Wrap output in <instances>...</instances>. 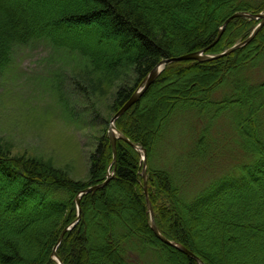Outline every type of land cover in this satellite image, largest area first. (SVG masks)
<instances>
[{"label": "trees", "instance_id": "obj_1", "mask_svg": "<svg viewBox=\"0 0 264 264\" xmlns=\"http://www.w3.org/2000/svg\"><path fill=\"white\" fill-rule=\"evenodd\" d=\"M237 12H264V0H0V71L14 47L39 40L78 54L94 79L131 67L136 83L117 86L116 113L160 61L203 50L218 55L245 41L258 20H231L213 44ZM259 67H264V25L228 55L167 64L115 122L145 150L149 166L178 108L220 113L246 107L235 127L252 160L237 175L217 178L186 200L171 174L149 166L146 184L156 228L174 245L151 229L141 153L124 140L116 141L113 164L108 139L98 138L86 182L73 181L41 159L8 156L0 143V264H58L52 253L76 219V196L102 183L108 168L114 175L107 183L80 197V218L56 249L62 264H264V137L257 122L264 81L253 84L245 74ZM172 80H190L193 87L162 96L159 89ZM226 87L227 94L212 99Z\"/></svg>", "mask_w": 264, "mask_h": 264}, {"label": "rangeland", "instance_id": "obj_2", "mask_svg": "<svg viewBox=\"0 0 264 264\" xmlns=\"http://www.w3.org/2000/svg\"><path fill=\"white\" fill-rule=\"evenodd\" d=\"M79 57L54 49L45 40L13 48L10 62L0 71V143L8 156L41 159L61 167L73 181L86 182L90 155L98 138L106 136L110 143L108 127L115 114L114 92L124 82L134 85L136 76L131 67L124 65L112 77L94 79ZM245 74L253 77V84L264 81V67ZM192 83L172 80L159 92L170 98L173 91L186 85L193 87ZM143 84L144 80L137 90ZM228 92V87L216 90L212 99L220 100ZM143 111L147 113L146 108ZM241 114L247 115L246 107H232L220 113L214 108L205 112L178 108L166 124L148 165L171 174L186 200L217 178L237 175L239 168L252 160L235 127L237 115ZM257 116L258 135L263 138L264 107ZM146 117L149 120L150 115L147 113ZM149 166L145 154L141 171L144 181ZM112 172L107 169V175Z\"/></svg>", "mask_w": 264, "mask_h": 264}, {"label": "water", "instance_id": "obj_3", "mask_svg": "<svg viewBox=\"0 0 264 264\" xmlns=\"http://www.w3.org/2000/svg\"><path fill=\"white\" fill-rule=\"evenodd\" d=\"M234 17H244V18H248V19L258 20L259 23L254 28V30L252 31L251 35L245 41H243L241 43H238V44L232 46L231 48H228L227 50L223 51L222 53H220V54H218L216 56H209V55L205 54V51L206 50H203V51H198V52L186 53V54H183V55L178 56V57H174V58L165 59V60L160 61L149 72V74L147 75V77L144 79L143 86L140 89L136 90L130 96V98L125 102V104L114 114V116L110 120L109 127H108V137H109V140H110V143H111V148H112L113 164H115V161H116V141H117L118 138L124 140L130 146H132L133 148H135L136 150L138 148L136 144L130 142V140L127 137H125L124 135H122L120 132H118L116 130L115 125H114L116 119H118L123 113H125L131 106H133L140 99V97L144 94V92L149 87V85L154 81V79L160 73L161 69L163 68V66L165 64H167L169 62H174V61H186V60H190V61H192V60L206 61V60H210V59H214V58H218V57H221V56L228 55L231 52H233L235 49H237L238 47H241L242 45H245V44L249 43L254 38V36L257 34V32L261 29V27L264 25V12H261V13H258V14H250V13H245V12H237V13H234L228 19H226L225 22L222 24V26L219 29V33H218V35H217V37H216V39H215V41H214L213 44H215L219 40V38L221 37V35H222L225 27L227 26V24L229 23V21L231 19H233ZM116 133L118 134V136H116ZM141 151L143 152V158H142L143 164H145V151L142 148H141ZM113 175H114V172H112V175L110 174V176L108 174L107 177H106V179L102 183L96 184V185H93V186H90V187L86 188L85 190L81 191L76 196L75 203H76V207H77V219H76L75 222H73L70 226H68L67 228H65L61 232V234L59 236V239L57 241V244H56V246H55V248L53 250V253H52L53 256H54V258L57 260L58 264H62V262L59 259V257L57 256L56 249H57V246L59 245V243L61 242L64 234L66 233V231L70 230L77 223V221L79 220V217H80V197L83 194H86V193L95 191V190L103 187L105 185V183H107V181L109 180V178L111 176H113ZM143 191H144V194L146 196L147 207H148V209L150 211V216H151V229L165 243H167V244H173L172 242L164 239L159 234V232L157 231L156 224H155V221H154V216H153V210H152V207H151V203L149 201V198H148V190H147L146 181H144ZM179 249L183 253H185L186 255L197 259L196 256L192 252H190L189 250H187L186 248L179 246Z\"/></svg>", "mask_w": 264, "mask_h": 264}]
</instances>
